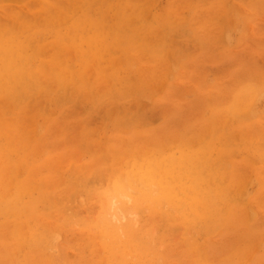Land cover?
<instances>
[{
	"label": "rangeland",
	"instance_id": "obj_1",
	"mask_svg": "<svg viewBox=\"0 0 264 264\" xmlns=\"http://www.w3.org/2000/svg\"><path fill=\"white\" fill-rule=\"evenodd\" d=\"M0 264H264V0H0Z\"/></svg>",
	"mask_w": 264,
	"mask_h": 264
}]
</instances>
